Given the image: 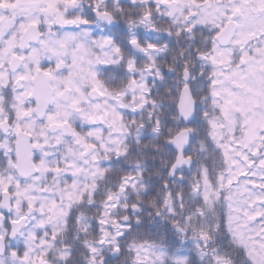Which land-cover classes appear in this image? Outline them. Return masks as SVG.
Wrapping results in <instances>:
<instances>
[{
	"label": "snow or ice",
	"instance_id": "obj_1",
	"mask_svg": "<svg viewBox=\"0 0 264 264\" xmlns=\"http://www.w3.org/2000/svg\"><path fill=\"white\" fill-rule=\"evenodd\" d=\"M0 264H264V0H0Z\"/></svg>",
	"mask_w": 264,
	"mask_h": 264
}]
</instances>
